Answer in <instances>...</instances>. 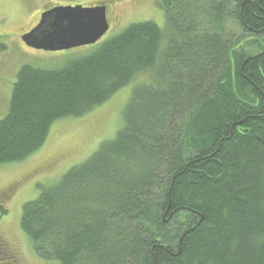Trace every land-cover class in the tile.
Instances as JSON below:
<instances>
[{
    "label": "trees",
    "instance_id": "16d2710c",
    "mask_svg": "<svg viewBox=\"0 0 264 264\" xmlns=\"http://www.w3.org/2000/svg\"><path fill=\"white\" fill-rule=\"evenodd\" d=\"M159 1L164 29L132 23L63 67L19 70L0 164L136 82L116 136L40 185L21 227L60 264H264V0ZM11 249L0 237L2 264Z\"/></svg>",
    "mask_w": 264,
    "mask_h": 264
},
{
    "label": "rangeland",
    "instance_id": "374dc122",
    "mask_svg": "<svg viewBox=\"0 0 264 264\" xmlns=\"http://www.w3.org/2000/svg\"><path fill=\"white\" fill-rule=\"evenodd\" d=\"M102 2L110 6V28L95 44L45 51L28 47L22 40L39 23L44 8ZM147 20L166 28L159 0H0V120L9 112L13 85L22 66L63 67L70 60L97 50L130 24ZM134 83L83 116L54 122L43 146L23 161L0 164V205L7 210L4 214L0 211V237L12 248L18 264H60L56 259L47 260L36 254L21 227L23 206L39 196L40 185L54 184L72 167L85 162L104 141L116 136L123 126V111ZM1 193H6V197L2 198Z\"/></svg>",
    "mask_w": 264,
    "mask_h": 264
},
{
    "label": "water",
    "instance_id": "95a60500",
    "mask_svg": "<svg viewBox=\"0 0 264 264\" xmlns=\"http://www.w3.org/2000/svg\"><path fill=\"white\" fill-rule=\"evenodd\" d=\"M109 27L106 3L58 5L45 10L39 23L22 40L38 50H70L95 44Z\"/></svg>",
    "mask_w": 264,
    "mask_h": 264
},
{
    "label": "bare ground",
    "instance_id": "6f19581e",
    "mask_svg": "<svg viewBox=\"0 0 264 264\" xmlns=\"http://www.w3.org/2000/svg\"><path fill=\"white\" fill-rule=\"evenodd\" d=\"M107 8H108V7H107ZM108 13H109V12H108V9H107V15H108ZM109 28H110V27H109ZM108 30H109V29H108ZM107 32H108V31H107ZM107 32H106V33H107ZM106 33H105V34H106ZM105 34H104V35H105ZM104 35H103V36H104ZM103 36H102V37H103ZM85 46H87V45H85ZM82 47H83V46H82Z\"/></svg>",
    "mask_w": 264,
    "mask_h": 264
},
{
    "label": "flooded vegetation",
    "instance_id": "af4514ba",
    "mask_svg": "<svg viewBox=\"0 0 264 264\" xmlns=\"http://www.w3.org/2000/svg\"><path fill=\"white\" fill-rule=\"evenodd\" d=\"M107 7H108L107 9H108V12H109V8H110V6L107 5ZM2 195H3V193H1V196H2Z\"/></svg>",
    "mask_w": 264,
    "mask_h": 264
}]
</instances>
